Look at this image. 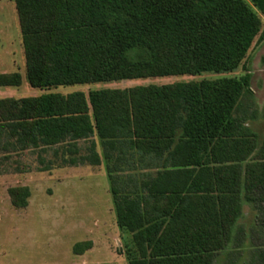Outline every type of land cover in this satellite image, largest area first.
<instances>
[{"label": "trees", "instance_id": "1", "mask_svg": "<svg viewBox=\"0 0 264 264\" xmlns=\"http://www.w3.org/2000/svg\"><path fill=\"white\" fill-rule=\"evenodd\" d=\"M249 1L15 0L27 80L48 90L233 72L255 39H264L254 9L264 12V0ZM250 79L247 73L0 98V148L78 152L80 142L89 143L91 155L80 160L99 165V140L117 223L137 246L130 264H215L242 201L264 203V138L259 147L258 135L236 115ZM22 81L19 71L0 73V87ZM134 160L145 173H128L119 187L114 173L125 169L115 166ZM9 195L25 208L31 190L14 186ZM91 246L78 242L74 251ZM258 257L264 264V248Z\"/></svg>", "mask_w": 264, "mask_h": 264}, {"label": "rangeland", "instance_id": "2", "mask_svg": "<svg viewBox=\"0 0 264 264\" xmlns=\"http://www.w3.org/2000/svg\"><path fill=\"white\" fill-rule=\"evenodd\" d=\"M254 9L264 29V12ZM15 71L21 72L22 85L0 87V98L73 91L88 95L91 90L101 88L213 80L250 73V91L243 96L236 115L243 116L246 127L258 135L259 147L263 142L264 39L259 37L233 72L77 84L41 90L33 88L26 77L15 0H0V73ZM78 147L81 151L69 150L67 146L26 150L0 148V264H130L129 254L137 246L133 233L120 228L117 223L112 184L107 183L104 172L107 170L106 160L99 165H92L87 159L81 161L80 157L91 155V151L87 149L89 143L80 142ZM76 158L79 159L77 163H71ZM119 164L115 168L125 170L114 173L118 178L138 173L137 169H128V166L136 167L137 160ZM116 184L120 187L119 183ZM22 185L30 188L31 196L27 207L17 208L12 204L9 188ZM82 241H91L92 246L84 253L76 254L74 245ZM263 248L264 203L252 205L243 200L232 239L217 252L214 263L260 264L258 252Z\"/></svg>", "mask_w": 264, "mask_h": 264}, {"label": "crops", "instance_id": "3", "mask_svg": "<svg viewBox=\"0 0 264 264\" xmlns=\"http://www.w3.org/2000/svg\"><path fill=\"white\" fill-rule=\"evenodd\" d=\"M6 88H10V87H6ZM9 97H14V96H9ZM1 98H4V97H1ZM98 152H99L100 155L102 156V161H103V159H104V157H103V148H102V146H101L99 140H98ZM142 165H143V163H139V164L137 165V167H138V169H137V170H138V174L141 173L140 171H142V172L146 171L145 169L142 170V168H141ZM123 167H124V166H123ZM104 172H105V177H106V181H107V183L111 184V180H110V177H109L108 171L105 169ZM123 172H124V171H120V170H119L117 173H123ZM122 178H123V177H122ZM122 178H120L119 181H118L120 187H123V186H124V182H123Z\"/></svg>", "mask_w": 264, "mask_h": 264}]
</instances>
